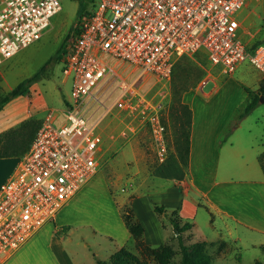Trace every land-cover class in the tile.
Wrapping results in <instances>:
<instances>
[{
  "label": "built area",
  "instance_id": "1",
  "mask_svg": "<svg viewBox=\"0 0 264 264\" xmlns=\"http://www.w3.org/2000/svg\"><path fill=\"white\" fill-rule=\"evenodd\" d=\"M249 0H93L66 38L63 72L72 76L63 119L55 109L42 117L30 148L0 185V262L21 248L102 166L104 137L84 112L108 76L119 80L115 108L150 128L156 152L168 154L164 103L143 96L116 71L127 62L169 81L176 62L199 51L226 73L243 62L264 75V42L254 50L239 35L237 14ZM61 0H0V65L38 40ZM112 62V63H111ZM132 129H133V125Z\"/></svg>",
  "mask_w": 264,
  "mask_h": 264
},
{
  "label": "crops",
  "instance_id": "2",
  "mask_svg": "<svg viewBox=\"0 0 264 264\" xmlns=\"http://www.w3.org/2000/svg\"><path fill=\"white\" fill-rule=\"evenodd\" d=\"M251 2L249 0L240 12L248 8ZM253 22L255 20L245 26L240 21L239 35L246 38L242 39L248 46L264 35V27L256 28ZM223 72L216 73L210 90L203 89L208 82L204 86L191 87L182 94V102L192 111L186 163L180 157L175 131L171 129V123L167 124L172 131L168 137L171 143L169 146L167 143L169 155L166 162L154 167L151 177L169 179L171 183L163 189L152 187L149 193L143 186L126 189L117 200L110 194L113 200L107 209L110 220H106L101 228L94 225V229L113 243L114 252L123 246L130 249L137 246V240L131 234L120 210L122 202L129 204V209L143 226L141 240L145 245L158 247L174 240L176 232L172 216H176L182 222L192 224L184 235L192 240H205L209 253L211 250L216 251L219 264L226 263V257L232 250L238 251L237 260L238 257L240 260L237 264H241L240 251L249 248L257 251L255 262L264 263V171L259 161V154L264 150V139L249 145H243L240 140L234 142L231 137L225 141L221 139L227 120L225 118L230 112L233 113L236 107L248 103L255 96L263 95L264 75L247 61L232 73L223 76ZM217 75H222V78L218 79ZM193 92L201 93L202 101H190L189 95ZM44 102L43 95L32 87L28 92L11 99L0 110V133L18 126L30 117L42 118L38 115L43 111ZM64 107L54 108L60 120L63 119ZM125 144L119 152L123 158L133 156L136 163H139L143 158L140 154H147L136 137ZM113 145L111 143L108 149ZM18 158L0 157V166L4 167L0 184L11 174ZM139 166L141 168V163ZM96 180L102 181L105 177L97 174L92 178L64 204L52 221L42 226L0 264H46L45 259L48 264H78L76 258L64 247L63 239L66 240V234L72 232V229L91 225L88 221L78 219L76 214L81 211L80 199L98 187ZM155 206H162L164 211L157 212ZM224 247L229 250L225 252ZM75 254L78 255V252L75 251ZM78 258L82 259V264H95L98 256L92 253L86 260L82 256Z\"/></svg>",
  "mask_w": 264,
  "mask_h": 264
},
{
  "label": "rangeland",
  "instance_id": "3",
  "mask_svg": "<svg viewBox=\"0 0 264 264\" xmlns=\"http://www.w3.org/2000/svg\"><path fill=\"white\" fill-rule=\"evenodd\" d=\"M61 4L62 9L53 15L49 27L42 36L0 65V93L9 91L20 81L31 76L57 52L59 47L66 41L68 33L76 25L81 5L84 4L88 9L93 7L92 0H61ZM237 18L245 26L250 25L252 20H255L253 24H255L256 28L264 27V0H252L248 8L237 14ZM242 38L246 39L245 37ZM259 39L264 42V35ZM116 69L122 78L129 80V82L134 81L138 91L143 96L151 100L163 101L165 108L162 112V121L168 128L166 134L168 146L171 143L168 137L172 134L168 125L171 123V129L175 131L180 121L177 118V114L181 112L184 119L187 117L186 111L182 110L183 107L180 105L184 90L191 87L204 86L209 82L203 88L204 91H208L214 85L212 80L216 73L223 72L220 67L214 66L209 61L204 52L183 56L177 62L169 81L160 80L152 73L140 75L139 70L124 61L119 62ZM225 73L223 72L222 75L224 76ZM222 75H217V78H222ZM72 81V76H67L63 72V54L62 57L55 58L45 66L41 78L31 86L36 89L37 93L43 95L45 99L43 111L39 113L38 117H43L49 109L61 108L65 105L64 102L71 95ZM118 84L119 80H117L116 76L106 77L94 90L99 100L88 99V106L84 110L87 116L92 118L90 121H96L101 116L98 129L104 137V151L101 154L103 167L99 169L97 174L104 176L105 180H96L95 183L98 187L79 201L81 211L76 216L78 219L88 221V224L91 225L76 227L72 229V232L70 231L66 234L65 241L63 239L64 247L76 258L78 264H82V259L78 258L80 256L86 260L88 255L97 253L98 258L108 259L110 254L114 252L113 243L101 232L94 229V225L101 228L106 220L107 222L110 220L108 219L107 209L111 201H113L111 195L117 200L125 193L126 189L143 186V189L149 193L152 187L158 186L163 189L171 183L169 179L157 176L151 177L154 167L166 162L169 154H166L164 160L159 158V154L156 152V142L152 137L150 128L147 125L142 127L138 119L127 116L123 111L115 108L109 111L105 109L106 106H110L116 99L119 93ZM189 96L190 101L195 100L196 102L202 101L201 97H203L198 92L196 94L193 92ZM247 104L244 103L236 107L233 113L230 112L228 117L225 118L227 119L225 120L226 124L221 133L223 141L231 137L234 142L240 140L243 145H249L252 142L264 139V94L258 96V104L256 105L258 107L255 106L250 112L242 115ZM240 122L242 123L241 126ZM131 125H133V129ZM134 137H136L140 147L147 153L140 154L143 155L142 159H145H141L139 163H136L133 156L123 158V155L119 154L126 145L125 143L133 140ZM111 143L114 145L108 149ZM140 163L141 168L140 166L138 168L137 166ZM3 168L0 166V181L4 172ZM120 206L122 213L129 210L128 203L122 204L121 202ZM186 239V241H193L190 237ZM168 243L173 244L177 250V254L174 255L171 264H179L181 262V254L177 237L175 236L174 240H170ZM131 250L145 260L144 264H158L155 257L144 249L142 245L137 244ZM223 250L226 252L229 249L224 247ZM75 251L78 252V255L75 254ZM256 252L255 248L241 250L240 263L256 264L254 260ZM237 253V250L229 252L225 264H237ZM210 255L213 258V264H219L216 251L211 250ZM44 262L48 264L47 259Z\"/></svg>",
  "mask_w": 264,
  "mask_h": 264
},
{
  "label": "trees",
  "instance_id": "4",
  "mask_svg": "<svg viewBox=\"0 0 264 264\" xmlns=\"http://www.w3.org/2000/svg\"><path fill=\"white\" fill-rule=\"evenodd\" d=\"M93 1V0H92ZM89 12V9L83 4L80 6L79 15ZM75 26L71 29V31ZM70 35L68 33L67 37ZM262 41H257L249 46V50H254ZM65 42L59 47L57 52L52 55L43 66H41L35 73L31 76L26 77L20 81L15 87L7 92L0 93V110L8 103L12 98L17 95L24 94L29 91V88L37 80L41 78L43 69L47 64L53 61L55 58L62 57L64 53ZM182 58V57H181ZM180 58V59H181ZM179 59V60H180ZM178 60V61H179ZM177 61V62H178ZM176 62V64H177ZM175 64V66H176ZM174 66V69H175ZM1 89V86H0ZM187 90V89H186ZM185 91V90H184ZM264 94V87L262 88ZM258 104V96L252 98L242 115L250 112ZM183 107L182 110L186 111L187 117L183 116V113H178L177 118L179 121L177 130H175V135L177 137L176 142L181 151L180 157L187 162L188 151H189V127L192 121V111L187 104L180 102ZM177 110H179L177 108ZM42 118L30 117L23 120L18 126L10 128L2 133H0V156L10 157V156H21L23 155L31 146L33 139L35 138L37 131L41 125ZM259 161L264 171V150L259 154ZM157 212L164 211L162 206H155ZM123 217L128 226L131 234L137 240L138 245H142L144 249L149 251L158 264H171L173 257L177 254V250L171 243H165L158 247H152L145 245L141 237L143 235L144 229L141 223L135 218L134 213L131 209L123 212ZM172 221L174 224V229L176 232V237L179 242V252L181 254V262L179 264H212V256L210 255L207 242L202 239L186 241L188 238L184 233L191 229L192 224L190 222H182L179 217L172 216ZM238 260L240 258L238 257ZM145 260L141 258L137 253L132 251L130 248L123 246L110 255L108 259H96L95 264H144ZM256 264H264L261 261H257Z\"/></svg>",
  "mask_w": 264,
  "mask_h": 264
}]
</instances>
